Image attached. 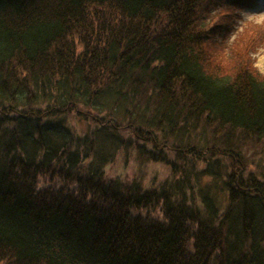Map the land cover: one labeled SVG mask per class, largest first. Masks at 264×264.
<instances>
[{
    "label": "trees",
    "instance_id": "1",
    "mask_svg": "<svg viewBox=\"0 0 264 264\" xmlns=\"http://www.w3.org/2000/svg\"><path fill=\"white\" fill-rule=\"evenodd\" d=\"M262 2L0 0V264H264ZM128 139L199 197L109 177Z\"/></svg>",
    "mask_w": 264,
    "mask_h": 264
},
{
    "label": "rangeland",
    "instance_id": "2",
    "mask_svg": "<svg viewBox=\"0 0 264 264\" xmlns=\"http://www.w3.org/2000/svg\"><path fill=\"white\" fill-rule=\"evenodd\" d=\"M261 7H264V2L260 3V5H257L256 7L244 11L241 22H256L259 24L264 23V10H260ZM242 26L237 30L242 29ZM239 32L240 31L236 30L233 31V33L228 36L226 41L229 43L230 41L234 40ZM257 50L258 51L253 54L255 66L264 73V44L259 46ZM84 110L90 113V111L86 108ZM91 110L97 111L96 109ZM91 114L95 113L91 111ZM86 121L88 124L85 122V119H77L73 117V129L71 135L74 139H72L69 149L79 147L80 150H84L86 149L87 144L90 143L91 140L95 139L94 137H91L90 132V129L94 127V124L91 123L92 121H95L93 115H91L90 121ZM199 129L196 131L197 133L203 131L201 127ZM80 133L86 135L80 136ZM121 138L122 136L120 135L119 143H121ZM67 139L71 140L69 138ZM83 139L87 140V142L81 141ZM167 142L170 145L172 143V139H167ZM259 143L255 144L254 147H262V143ZM92 147L95 149L99 148L95 147L93 144ZM113 149H115L117 153H115V156L113 155L109 158V161H107V164L109 165L106 167L107 175H109V177L111 176V178H118L122 181L130 183H139L143 187L147 188L153 186L159 187L161 185L175 183L176 181L174 179L171 180L170 178L175 177L176 170L179 176L181 174H185L186 176L189 175V180L186 181L182 189H184L186 184H188L189 187L192 186L191 192L197 197H199L198 194L200 193V186L209 179L207 178L201 183L197 182V177L196 175L194 176V174L195 172H199L200 169L197 168L202 166V164H196L195 168L191 170L190 160L192 155L185 147L181 148V151L179 152L167 148L164 149L163 152L165 154L164 156L166 157V161H156L154 159L148 158L146 156L147 154L141 153V151L136 147V144L133 145V142L129 139L124 147L115 146L113 148H109V146L106 145L104 148L106 153H110ZM252 154L255 161V152H252ZM249 168L253 167L249 166Z\"/></svg>",
    "mask_w": 264,
    "mask_h": 264
},
{
    "label": "snow or ice",
    "instance_id": "3",
    "mask_svg": "<svg viewBox=\"0 0 264 264\" xmlns=\"http://www.w3.org/2000/svg\"><path fill=\"white\" fill-rule=\"evenodd\" d=\"M253 3L254 4L258 3V0H253ZM260 10H264V7H261Z\"/></svg>",
    "mask_w": 264,
    "mask_h": 264
},
{
    "label": "bare ground",
    "instance_id": "4",
    "mask_svg": "<svg viewBox=\"0 0 264 264\" xmlns=\"http://www.w3.org/2000/svg\"><path fill=\"white\" fill-rule=\"evenodd\" d=\"M239 27H241V26H239Z\"/></svg>",
    "mask_w": 264,
    "mask_h": 264
}]
</instances>
